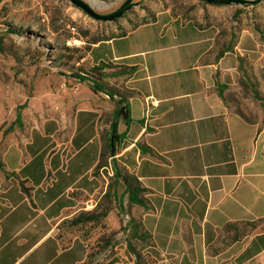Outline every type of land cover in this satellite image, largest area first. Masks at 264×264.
<instances>
[{
	"label": "crops",
	"instance_id": "0c3cea01",
	"mask_svg": "<svg viewBox=\"0 0 264 264\" xmlns=\"http://www.w3.org/2000/svg\"><path fill=\"white\" fill-rule=\"evenodd\" d=\"M235 12L199 19L150 7L147 22L88 42L82 60L109 63L104 89L77 78L27 100L20 136L0 158V264L87 261V241L61 223L108 190L111 165L95 168L123 94L128 117L112 159L148 189L147 206L130 208L151 235L150 245H132L152 264H251L264 255V231L216 248L227 223L264 219V111L244 112L248 120L229 104L246 84L242 58L247 73H264V42ZM120 238L97 264H137Z\"/></svg>",
	"mask_w": 264,
	"mask_h": 264
},
{
	"label": "rangeland",
	"instance_id": "374dc122",
	"mask_svg": "<svg viewBox=\"0 0 264 264\" xmlns=\"http://www.w3.org/2000/svg\"><path fill=\"white\" fill-rule=\"evenodd\" d=\"M95 9L105 13L117 8L124 0H89ZM137 4L117 21L98 20L69 0H0V158L8 144L19 137L21 128L15 123L17 107L38 93H51L63 83L69 86L77 81V74L88 71L91 65L82 58L87 54L88 42L123 32L143 19L150 7L169 8L182 16L204 19V15L227 19L237 9L241 11L240 24L250 26L264 42V0L250 5H224L203 0H136ZM75 30H72V28ZM75 31V32H74ZM71 37L85 42L68 45ZM253 72V70H251ZM251 74L264 92L261 83L264 74ZM102 85V83H100ZM229 97V104L246 113H258L264 108L252 92L241 90ZM122 201L125 191L120 187ZM104 206L108 205L103 201ZM110 206V205H109ZM113 203L114 213L101 223L64 226L65 234L79 235L88 243L90 258L100 259L104 242L120 233L123 218ZM125 206V205H124ZM243 233L264 231V220L241 224ZM119 232V233H118ZM233 231L221 232L216 248L220 250L230 241ZM100 261V260H99ZM100 264V262H98ZM88 264V263H87ZM97 264V262H96ZM251 264H264V255Z\"/></svg>",
	"mask_w": 264,
	"mask_h": 264
},
{
	"label": "trees",
	"instance_id": "16d2710c",
	"mask_svg": "<svg viewBox=\"0 0 264 264\" xmlns=\"http://www.w3.org/2000/svg\"><path fill=\"white\" fill-rule=\"evenodd\" d=\"M246 5H250V4H246ZM172 12L174 14H178L174 10H172ZM235 13L236 15H238L239 13H241V11L237 9ZM124 15H122V17ZM184 17H188V16H184ZM118 19L119 18L114 19V20L117 21ZM147 20H148V17H143L141 22L138 24H135L133 27H136L139 24L145 23L147 22ZM125 32L126 31H123L120 34L125 33ZM115 35L116 34L110 35V37L115 36ZM104 38H106V36L96 37L93 42L102 40ZM89 49H90V44H88L87 51ZM241 60L243 62V69H244L245 76L247 79L246 84L243 85V90H245V92L250 90L253 96L255 97V99L259 100L262 104H264V92L262 93V90L260 89V87H258V84L253 81L252 76H251L253 72L247 73L248 66H246L247 69L244 68V62H245L244 58H242ZM108 64L109 63L101 62L99 65L92 66L90 70L88 71H81L80 74H77L76 76L79 80H84V81L89 80L93 82V88L95 90L97 89L102 90L105 88V81H104L105 72L103 70L106 67H108ZM132 69L134 68L133 67L129 68V70H132ZM250 70H252V68H250ZM244 82L245 80L243 79V84ZM100 83H102V85H100ZM106 93L109 94L112 98L115 94L113 91H110V90H107ZM125 99L126 97L124 96V94L122 96L120 95V98L114 110V116H113L112 122L110 124V131L109 133L106 134V136H104V143H103V149L101 152V157H100L98 165L95 168V173L99 174L101 168L103 169L111 165L114 175H113V178L111 177L108 190L102 196L101 200L98 202V204L95 206L94 209L87 210V211L86 210L81 211L79 214L74 216L72 219L63 221V223H61V227H64L66 225L76 226V225L85 224V223H97V224L101 223L106 217H108L109 213L112 210H114V207H113V203H114L115 205H117L115 209H117V212L120 215H122V218H123V225L121 226V230H122L121 234H124V235L126 234L125 241L127 242V245L130 246L131 250L135 253L136 258H137V264H152L151 259L146 258L140 251L136 249V247L132 245V239L134 238L140 239L144 245H147V246L150 245L151 235L148 233L143 223L139 219L131 216V208H130V206L133 204L147 206V199L144 197V193L148 189L142 186L141 182L138 180L137 177H135L134 175L130 174L128 171L121 168L117 164L116 160L112 159V157H114L115 154L117 153L116 147H115L114 152L112 151V148H111L112 135H114L115 137V142L121 139V133H119V122L120 120H125L128 117V110L125 104ZM26 106H27V101H25L23 104H20L17 107L15 123L19 127H22L23 125L22 110ZM235 110L237 113L241 114L244 118L250 120V118L243 112L242 109L237 108ZM263 111H264V108H263ZM0 167H3V163L1 160H0ZM21 182H22L21 184H22L24 191L29 196H31V192L27 187H25L24 181H21ZM120 187H123V188L125 187V193H127V198H128L127 206H124V203L121 200L122 195H120L119 193ZM103 201L107 202L108 205L104 206ZM126 215L129 216L128 220L125 219ZM259 220H264V219H259ZM253 222L255 221H246L242 223H238V222L227 223L223 227V230L229 229L233 231V235L232 237H230L231 238L230 241L238 240L239 238H242L246 236L247 234H249V233L241 232L240 225L241 224H251ZM119 234H117L118 236L116 238H108L105 240L104 250L101 253V255L104 253H108L109 250L112 251V248L114 247L113 245L117 241ZM90 256L91 255L89 253L88 259L84 264H87V263L96 264L97 259H94L96 256H94L93 259L90 258Z\"/></svg>",
	"mask_w": 264,
	"mask_h": 264
},
{
	"label": "water",
	"instance_id": "95a60500",
	"mask_svg": "<svg viewBox=\"0 0 264 264\" xmlns=\"http://www.w3.org/2000/svg\"><path fill=\"white\" fill-rule=\"evenodd\" d=\"M72 4L82 9L89 16L104 21H110L122 17L125 13L129 12L137 2L136 0H124L117 8L109 12H99L95 9L89 0H69ZM207 3L224 4V5H245V4H257L262 0H203ZM116 147L115 137L112 135L111 148L114 152Z\"/></svg>",
	"mask_w": 264,
	"mask_h": 264
},
{
	"label": "built area",
	"instance_id": "2783aa9c",
	"mask_svg": "<svg viewBox=\"0 0 264 264\" xmlns=\"http://www.w3.org/2000/svg\"><path fill=\"white\" fill-rule=\"evenodd\" d=\"M72 30H75V28L73 27ZM75 32V31H74ZM82 42V38H78V37H71L67 40V44L68 45H75V44H78ZM125 219L128 220L129 219V216L126 215L125 216Z\"/></svg>",
	"mask_w": 264,
	"mask_h": 264
}]
</instances>
